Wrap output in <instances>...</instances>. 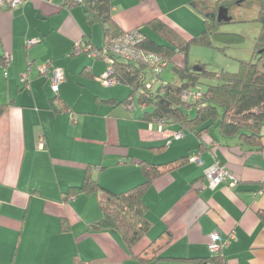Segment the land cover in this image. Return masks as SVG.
<instances>
[{
	"label": "crops",
	"instance_id": "0c3cea01",
	"mask_svg": "<svg viewBox=\"0 0 264 264\" xmlns=\"http://www.w3.org/2000/svg\"><path fill=\"white\" fill-rule=\"evenodd\" d=\"M64 1L25 0L0 9V264H73L76 257L85 264H264V223L257 216L264 209V148L228 147L238 140H223L214 129L202 138L172 124L158 131L143 118L144 107L137 118L99 104L122 105L129 94L95 95V110L76 106L71 98L76 77H100L105 71L96 57L74 51L78 41L101 46L84 7ZM180 2L186 0H116L113 17L125 30L160 18L192 37L204 29L205 15L196 9L197 1L189 13L175 14ZM239 5L256 16L257 5ZM30 39L37 43L28 46ZM176 61L184 62L181 55ZM59 68L65 80L55 85ZM175 131L183 136L176 139ZM192 155L202 163L189 160L151 184L145 201L152 227L132 253L120 234L97 225L99 193L68 196L89 169L102 187L120 193L144 181L141 162L164 167ZM214 161L237 177L236 184L207 186L204 170ZM213 232L221 245L228 240L223 261H194L212 256ZM147 247L141 258L134 256ZM160 255L181 260H152Z\"/></svg>",
	"mask_w": 264,
	"mask_h": 264
},
{
	"label": "trees",
	"instance_id": "16d2710c",
	"mask_svg": "<svg viewBox=\"0 0 264 264\" xmlns=\"http://www.w3.org/2000/svg\"><path fill=\"white\" fill-rule=\"evenodd\" d=\"M115 1L70 2L66 0L64 5L83 6L87 24H101L104 34L103 48L111 47L115 40L123 39L134 30L141 33L142 39L136 45L134 57L125 58L118 52L109 50L114 57L113 72L118 82L131 87L129 97L121 104L131 105V98L133 100L137 94L138 103L145 109L143 118L148 122L158 123L166 120L165 126L172 124L182 128L183 131L194 133L198 138H202L214 129L223 140H238V143L228 147L236 146L244 152L264 148V0H216L213 15H205L204 10L196 8L205 15V27L203 31L192 37L182 35L160 18L145 24L164 39L162 42L145 33L144 30L147 27H136L131 30L120 27L113 17ZM235 1L257 5V13L252 20L261 24L262 29L256 37L253 58L239 60V69L236 72L226 70L215 72L210 70L207 64H191L189 50L193 45L225 52L229 46L245 41L246 38L241 33L221 30L224 24L240 21L229 14V6ZM202 2L203 0L199 1L200 4ZM202 6L206 7V4ZM84 43L92 49H103L90 45L92 43L90 41ZM179 55L183 57V64L176 61ZM169 65H171L173 78L166 81L162 77V72ZM149 75L155 82L147 88L146 83L151 80L148 78ZM188 89L201 90V98L186 101L183 95ZM192 108L195 109L193 115L189 112ZM60 109L68 110L64 106ZM201 146L203 148L204 144L202 143ZM189 157H183L164 167L141 162L144 181L120 193H114L102 187L89 169L83 184L71 189L68 196L99 193L98 203L102 218L97 225L101 229L120 234L125 246L132 253L133 247L152 227V222L147 217L149 207L145 201V195L151 184L166 171L189 161ZM257 216L264 223V209L258 210ZM148 248L134 256L141 258V254ZM211 255V257L197 258L194 261L200 263L223 261L220 253ZM155 258L157 259L154 260ZM159 259L181 260L168 255L152 258L154 261ZM73 261V264H85L79 257L74 258Z\"/></svg>",
	"mask_w": 264,
	"mask_h": 264
},
{
	"label": "rangeland",
	"instance_id": "374dc122",
	"mask_svg": "<svg viewBox=\"0 0 264 264\" xmlns=\"http://www.w3.org/2000/svg\"><path fill=\"white\" fill-rule=\"evenodd\" d=\"M194 1H197V2L194 3ZM191 3L196 4L199 10H204L205 15H213V12H214L213 8L216 3V0H203L202 4H200L198 0H186L185 3L184 2H180L179 4L176 3L175 7L177 8L173 12L175 14L176 13L181 14V13H186L189 10H193L194 7L190 5ZM205 4H206V7H203L202 5H205ZM239 4H241V1H235L233 5L229 6V14L230 16H233L234 19L240 20V21L224 24L221 26V30L241 33L245 36L246 38L245 41L240 44H234V45L229 46L225 52H220L219 50H216L210 47L193 45L190 47V50H189V61L191 64L204 63V64H207V67L210 70L215 71V72H218L220 70L236 72L239 69V60H251L253 58L254 45H255L254 40L256 41V37L260 33L262 26L258 22L252 20L254 15L251 13V11L243 10V8L240 7ZM197 15H199L198 17H201L204 22V17L200 14H197ZM174 19L180 22L176 18V15H174ZM92 26H94L93 27L94 29L93 34H95L94 42L96 43L97 46L102 47L104 45L102 26L100 23H95L91 25V27ZM202 30L203 29H201V31ZM201 31H198L194 33L193 35ZM144 32L147 34H150L151 37L155 38L159 42H162L164 40L159 34L155 33L148 27H147V31L144 30ZM180 33L182 35L185 34V33L183 34L182 32ZM97 48H100V47H97ZM81 56L90 57L88 52H83ZM92 59L100 63L99 66L103 68L105 73L100 74V77H98L99 76L98 75L97 77L95 76L93 78H87L80 74L82 76V80L76 77L78 86L75 89L76 91H74L71 96L72 100L76 102V106L87 108L88 110H95L96 103H97L94 100L95 95L101 96L104 99L113 98L114 96L118 97L119 99H122V98H125L128 94H130L131 87L127 84L116 83L115 85H106L103 82V77L105 76L106 71H107V64L105 60L100 59V58H92ZM162 77L166 81L172 80L173 74L171 71V65L164 68L162 72ZM148 78L151 79V75H149ZM121 88L124 89L122 90V93H121ZM80 93H82L83 95H80ZM99 104L101 106L108 107V109L112 110L113 112H117L119 116H121V112H120L121 109L125 113H128L130 117H131V114H134V115L136 114L137 118L139 117V114H142L143 112L142 106H140V104L138 103L137 94H135V96L133 97V101L131 105H125V104L120 105L119 104L115 106L106 101L105 102L100 101ZM149 109L150 108H148V110ZM194 110L195 109L192 108L189 111L191 115L194 114ZM134 127H135L134 125L125 126L126 129H133ZM158 131H163V130H158Z\"/></svg>",
	"mask_w": 264,
	"mask_h": 264
},
{
	"label": "built area",
	"instance_id": "2783aa9c",
	"mask_svg": "<svg viewBox=\"0 0 264 264\" xmlns=\"http://www.w3.org/2000/svg\"><path fill=\"white\" fill-rule=\"evenodd\" d=\"M25 0H0V9L3 8H15ZM48 1V0H43ZM66 1V0H65ZM70 2H81L82 0H68ZM142 39L141 33L137 30H134L132 33L126 35L123 39H119L118 41L115 40L111 47L102 46V50L99 49H92L89 45L83 46L82 42L78 41L75 43L74 51L78 54L81 52H88L90 57H96L105 60L107 64V71L105 76L103 77V82L106 85H115L118 82L116 75H114V57L109 50H113L118 52V54L122 55L125 58L134 57L136 54V45ZM37 43L36 39L27 40V45H35ZM92 49V50H91ZM42 70L47 72V66H42ZM55 85L58 82L65 80V73L63 69L59 68L56 69V77H54ZM155 82L154 78L151 79L149 82L146 83V87L149 88ZM56 88V87H54ZM202 96V91L199 89H188L184 92L183 98L186 101H195L199 100ZM132 101V98H131ZM158 125L159 130H163L166 125V120L161 122L155 123ZM174 136L176 139H179L183 136L182 131H175ZM190 161H195L198 163H202L199 155H192L189 157ZM204 177L207 180V186L210 189L217 188L220 184L225 181H228L230 185H234L237 182V177L224 165H222L219 161H214V163L204 170ZM219 233L213 232L211 234V242L209 243L208 247L211 253L219 254L222 252V248L228 245V240L221 245L219 242Z\"/></svg>",
	"mask_w": 264,
	"mask_h": 264
},
{
	"label": "water",
	"instance_id": "95a60500",
	"mask_svg": "<svg viewBox=\"0 0 264 264\" xmlns=\"http://www.w3.org/2000/svg\"><path fill=\"white\" fill-rule=\"evenodd\" d=\"M219 17H220V13H219Z\"/></svg>",
	"mask_w": 264,
	"mask_h": 264
}]
</instances>
